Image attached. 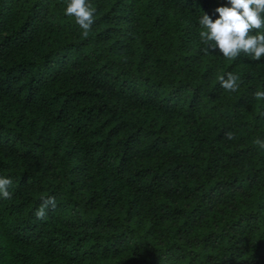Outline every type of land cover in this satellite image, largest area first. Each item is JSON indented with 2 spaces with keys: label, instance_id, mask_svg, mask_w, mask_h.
I'll return each instance as SVG.
<instances>
[{
  "label": "trees",
  "instance_id": "obj_1",
  "mask_svg": "<svg viewBox=\"0 0 264 264\" xmlns=\"http://www.w3.org/2000/svg\"><path fill=\"white\" fill-rule=\"evenodd\" d=\"M89 3L85 38L66 0H0V264H264V58L199 36L227 0Z\"/></svg>",
  "mask_w": 264,
  "mask_h": 264
},
{
  "label": "clouds",
  "instance_id": "obj_2",
  "mask_svg": "<svg viewBox=\"0 0 264 264\" xmlns=\"http://www.w3.org/2000/svg\"><path fill=\"white\" fill-rule=\"evenodd\" d=\"M229 6H220L215 9L219 18L213 20L204 14L199 18L201 42L206 45L202 51L219 50L225 59L235 60L241 54L254 61L264 58V0H227ZM96 9L89 0H66L64 13L74 18L75 23L82 29V35L87 38L95 22ZM256 33V34H254ZM240 78L233 72L219 77L220 86L229 92L239 89ZM256 100H264V91L253 93ZM228 140L234 139V134L226 133ZM253 144L264 150V139L256 138ZM12 181L0 177V197L10 199L12 193L8 190ZM54 197H42L40 206L35 210L39 220L47 218V211L56 208Z\"/></svg>",
  "mask_w": 264,
  "mask_h": 264
}]
</instances>
